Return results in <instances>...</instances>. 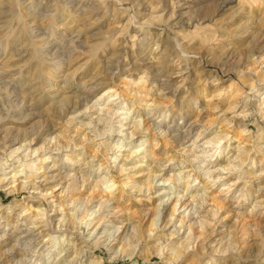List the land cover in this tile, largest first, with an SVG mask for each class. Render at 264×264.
I'll return each mask as SVG.
<instances>
[{"label": "clouds", "instance_id": "clouds-1", "mask_svg": "<svg viewBox=\"0 0 264 264\" xmlns=\"http://www.w3.org/2000/svg\"><path fill=\"white\" fill-rule=\"evenodd\" d=\"M0 264H264V0H0Z\"/></svg>", "mask_w": 264, "mask_h": 264}]
</instances>
